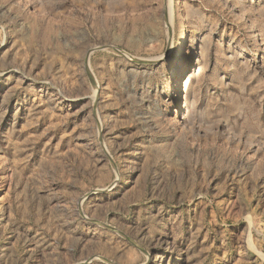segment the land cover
<instances>
[{"label":"rangeland","instance_id":"rangeland-1","mask_svg":"<svg viewBox=\"0 0 264 264\" xmlns=\"http://www.w3.org/2000/svg\"><path fill=\"white\" fill-rule=\"evenodd\" d=\"M0 264H264V0H0Z\"/></svg>","mask_w":264,"mask_h":264}]
</instances>
